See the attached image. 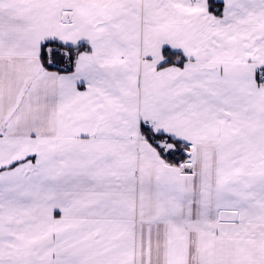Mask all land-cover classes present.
Segmentation results:
<instances>
[{"label":"snow or ice","instance_id":"6c2138e0","mask_svg":"<svg viewBox=\"0 0 264 264\" xmlns=\"http://www.w3.org/2000/svg\"><path fill=\"white\" fill-rule=\"evenodd\" d=\"M0 264H264V0H0Z\"/></svg>","mask_w":264,"mask_h":264}]
</instances>
